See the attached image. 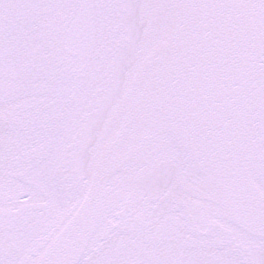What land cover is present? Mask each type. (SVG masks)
I'll return each instance as SVG.
<instances>
[{"label":"snow or ice","instance_id":"1","mask_svg":"<svg viewBox=\"0 0 264 264\" xmlns=\"http://www.w3.org/2000/svg\"><path fill=\"white\" fill-rule=\"evenodd\" d=\"M0 264H264V0H0Z\"/></svg>","mask_w":264,"mask_h":264}]
</instances>
